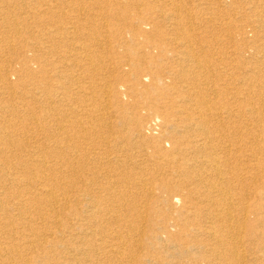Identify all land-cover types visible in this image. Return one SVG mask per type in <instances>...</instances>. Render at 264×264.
Wrapping results in <instances>:
<instances>
[{
	"label": "bare ground",
	"instance_id": "obj_1",
	"mask_svg": "<svg viewBox=\"0 0 264 264\" xmlns=\"http://www.w3.org/2000/svg\"><path fill=\"white\" fill-rule=\"evenodd\" d=\"M33 1L37 6L32 14L23 7L27 0L7 1V10H0V61L11 53L22 57L26 78L22 90L9 85L0 100V264H158L160 257L152 252L158 231L150 227L148 232L145 224L159 198L177 192L185 197L201 194L214 206L206 227L195 231L209 238L207 252L214 264H264V219L259 224L249 218L252 210H264L253 209L244 202L246 196L232 188L226 150L221 152L217 143L219 124L213 122L219 120L218 113L212 111L206 91L194 90L211 60L201 47L204 37L193 36L195 22L187 3ZM88 6L100 10L93 14ZM122 18L133 27L126 29L132 39L144 38L138 47H131L127 39L117 40L122 32L110 30L109 23ZM31 19L36 35L29 30ZM66 19L70 24L64 29L52 24ZM165 23L172 24V35L187 39L178 50L161 32ZM59 33L63 45L70 43L64 54L56 45ZM30 39L36 43L37 59L48 64L22 53ZM170 49L175 55L177 51L171 59L177 67L170 75L172 84L189 82L193 90L186 93L185 106L176 110L181 114L177 120L173 111L163 112L165 127L158 138L144 137L143 118H136L138 139L132 143L138 149L133 155L131 143L116 135L108 122L110 107L124 105L125 81L150 76L155 85L163 86V70L152 75L146 70L155 65L167 68L160 53ZM2 61L6 64H0V76L7 84L11 61ZM169 67L171 71L172 64ZM113 72L115 83L108 79ZM259 111L263 114L258 119L264 118V106ZM249 139L247 153L242 154L253 163L243 174L259 165L264 125L258 124ZM164 140L170 142L168 148ZM253 144L256 149L250 148ZM149 161L156 163L149 166ZM258 175L255 180L263 177ZM191 183L194 187L189 189ZM254 240L258 248L251 254L247 242Z\"/></svg>",
	"mask_w": 264,
	"mask_h": 264
},
{
	"label": "rangeland",
	"instance_id": "obj_2",
	"mask_svg": "<svg viewBox=\"0 0 264 264\" xmlns=\"http://www.w3.org/2000/svg\"><path fill=\"white\" fill-rule=\"evenodd\" d=\"M7 1L11 0H0V10H7L4 8V4ZM183 2L187 3L190 12L193 14L195 22L193 36L204 37L205 40H200L203 43L201 47L204 48L205 52L209 53L208 59L210 57L211 60L209 67L207 66L208 68L206 67V70L201 72V77L204 80L201 78L197 81L199 87L194 88V90L197 93L202 92V90L206 91L204 96H206L207 101L209 100L212 111L218 113L219 120L216 121L217 119H214L213 122L219 124L216 132L218 135L217 143H220V149H223L221 152L224 153L226 150L225 153H227L226 155L224 153V160L227 164L226 168L229 167L231 170L228 174L231 186L232 188L234 187V191L238 195L242 193V195L246 196V201L244 202L253 206V209L264 210V144L260 147L261 149L259 148V165L257 169L243 174L244 169L253 163V161H248L247 158L243 157V154L247 153L249 148L248 143L245 146V140H250L249 137L255 134L258 124L264 125V118L258 119L263 114L262 111H259V107L264 106V0H183ZM27 3L23 7L32 14L36 10L37 5L34 4L33 0H27ZM88 9L94 14L100 10V7L88 6ZM102 10L105 11L104 8ZM105 14H107L106 11ZM31 20L29 30L36 35L34 31L37 27L34 20ZM52 24L64 29L70 23L69 19H66L63 23L58 21L52 22ZM46 25L47 27L49 26L48 24ZM171 27V23H165L161 28V32L169 39L170 47L174 48L173 50H178V45L184 43L187 39L172 35ZM109 28L111 31H115L116 34L121 31L122 34L117 36V40L127 39V41H131V47H138V43L141 39H144L142 37L132 39L127 34L126 29L133 28L129 24V19H114L113 23H109ZM156 34L154 32L152 37L156 38ZM58 36L56 45L60 47L59 51L64 54L70 43L63 45V35L59 33ZM148 37L150 38L151 35H148ZM70 40L72 39L70 38ZM27 41L30 46L25 48V50L23 49L22 53L25 52L32 61L40 62L41 60V62L43 61L42 64H48L42 58L37 59V49L34 48L36 43L31 39ZM0 45L1 47L3 46L1 39ZM26 49L28 50L26 51ZM173 53L172 49L168 52L166 51V53H160V56H163L162 64L167 68H159L155 65L146 70L150 75L157 74L158 71L163 70L162 76H164V80L160 84L163 86L155 85L150 76L143 78L140 82H136L133 79L125 81L122 88L127 92V95L122 99L124 105L119 107L114 103L110 107L111 116H108L110 117L108 122H112L114 130L117 132L116 135L126 138L128 143H131L128 144L131 146V151L129 152H133V155L135 150L138 149L133 147V143L138 139L136 118L139 116L143 118L142 134L144 137L158 138V134L165 127L162 117L163 112L173 111L171 112L173 113L172 118L177 120L181 114H177L176 110L179 107L181 108V105L185 106L188 102L186 93H190L193 90L189 82H182L181 84L184 86L172 84L170 75L172 76V74L176 73L175 70L177 68L176 62L172 63L171 60L177 57V51L176 55ZM16 56L11 53L6 54L2 58V60L7 59L11 63L8 67V76H6V81L9 82L6 84L5 79L0 76V100L6 96L7 86H14L16 91H20L24 87L22 80H26V78L23 63H21L22 57L18 59ZM160 56L157 57L158 64L161 62ZM47 59L46 57L45 60L47 61ZM2 60L0 64H6ZM171 64L173 67L170 71L169 65ZM32 66L38 67L36 63H33ZM116 75L117 73L114 74L113 72L108 78L109 81L115 83L114 77ZM205 81L209 83L208 87ZM83 82L87 85L88 79ZM102 89L103 86L101 84ZM215 93L218 95L215 96ZM100 99L102 101V97ZM101 101L98 100L99 103ZM157 106L159 109L156 108ZM251 107L252 109L256 107L257 111L249 112L248 108L250 109ZM188 110L191 115L196 116L191 107ZM182 113V117H185L186 112L182 111ZM168 144L170 145V142L163 141L164 147L168 148ZM229 145L231 148H229ZM130 146L126 145L125 147ZM251 147L257 148L254 144L250 145ZM145 148L149 151L152 150L150 146H145ZM155 163L154 161H149V166H153ZM255 173H259L258 176L261 175L263 177H258L255 180ZM193 187L194 184L191 183L188 188L192 189ZM159 199L157 206L150 208L151 214L145 224L148 232L150 227L158 231L159 240L152 247V252L160 257L158 264H214L207 252V244L210 242L209 238L203 234H195L197 228L206 227V224L211 219L209 213L214 209V206L209 205L203 195L196 193L188 197H185L180 192H177L176 195L164 194ZM242 204L244 203L241 202L240 205ZM255 213L252 210L249 218L252 221L259 220L258 223L260 224V221L264 219V213ZM257 245V240L247 242L248 252L252 254L258 248ZM258 264H262V262Z\"/></svg>",
	"mask_w": 264,
	"mask_h": 264
}]
</instances>
